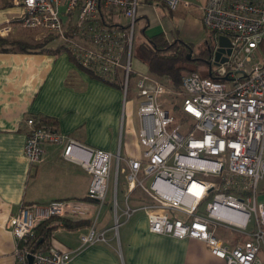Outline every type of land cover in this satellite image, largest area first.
<instances>
[{
    "label": "built area",
    "instance_id": "obj_1",
    "mask_svg": "<svg viewBox=\"0 0 264 264\" xmlns=\"http://www.w3.org/2000/svg\"><path fill=\"white\" fill-rule=\"evenodd\" d=\"M151 1L172 11L191 5L186 0ZM145 2L14 0L21 8L23 28L58 36L82 68L113 83L120 79L125 98L134 72L136 23ZM200 10L205 28L216 38H229L231 55L215 65L214 49L210 77L184 74L179 93L182 122L159 101L173 93L171 84L152 74L139 75L140 158L124 159L120 152L95 149L38 127L34 117L26 119L24 153L31 165L43 162L46 144H63V158L81 166L92 180L87 201L23 204L10 218L21 262L29 264L32 256V264H71L73 256L88 246L109 244V232L118 238L119 229L144 212L152 233L201 241L226 264H264V202L259 200L264 179V0H204ZM11 29V22H5L0 36ZM114 159L116 191L119 177L125 175L129 194L140 189L149 202L132 206L127 196L121 209L116 196L112 226L99 229ZM148 179L152 181L147 186ZM88 201L98 204L96 211ZM53 217L91 222L87 233L80 235L79 248H61L53 237L47 249L28 248L36 229ZM219 227L239 240L217 237Z\"/></svg>",
    "mask_w": 264,
    "mask_h": 264
},
{
    "label": "crops",
    "instance_id": "obj_2",
    "mask_svg": "<svg viewBox=\"0 0 264 264\" xmlns=\"http://www.w3.org/2000/svg\"><path fill=\"white\" fill-rule=\"evenodd\" d=\"M156 3L145 2L140 8L138 30L143 40L136 45L135 84L140 74H151L139 57L140 44L160 34L167 41L177 40L171 33L176 27L170 20L160 21ZM20 15L21 8L14 0H0V26L8 21L12 25L11 31L0 37L22 40ZM63 45L51 42L47 47L55 50ZM68 52H0V264H24L17 256V243L9 228L10 218L23 204L87 201L92 180L81 166L63 158V144H46L43 162L31 165L24 153L27 118L55 120L58 134L98 150L120 152L124 159L142 156L138 95L129 98L127 94L125 98L120 79L115 84L92 76ZM110 183L107 202L99 214V229L113 224ZM117 192L121 209H125L127 196L132 206L149 202L140 189L129 194L125 175L118 179ZM259 193V200L264 202V187ZM87 203L97 210L95 201ZM88 229L86 225L58 228L53 241L61 248L75 250L81 245L80 235ZM108 235L109 244L88 246L73 256L71 264H226L201 241L152 233L144 212L128 220L119 229L118 238L112 232ZM225 240L239 239L230 235ZM261 256L264 258V252Z\"/></svg>",
    "mask_w": 264,
    "mask_h": 264
},
{
    "label": "trees",
    "instance_id": "obj_3",
    "mask_svg": "<svg viewBox=\"0 0 264 264\" xmlns=\"http://www.w3.org/2000/svg\"><path fill=\"white\" fill-rule=\"evenodd\" d=\"M147 2H153L147 0ZM110 13H107L109 16ZM109 18V17H108ZM105 24H108L104 20ZM112 25V24H111ZM56 38L58 36L54 35ZM53 38L52 40H54ZM216 33L210 30L209 40L206 42L204 49L198 53L193 48V46L183 43L182 40L177 39L176 41L169 43L165 39L163 34H160L154 38H147L146 42H143L139 46V57L140 59L148 65L149 72L162 80H167L171 84L172 88L181 91L182 90V80L183 76L188 72H197L205 77H210L209 69L211 64V58L213 51L215 49ZM47 40L46 42L28 44L20 41H12L6 37H0V52H7L10 50H18L22 52H59L61 50L67 51L63 46L53 50L49 47V43L53 41ZM73 60L75 58L68 52ZM194 54V58L191 55ZM76 61V60H75ZM77 62V61H76ZM78 64V62H77ZM79 65V64H78ZM191 65L192 68L189 69L188 66ZM198 65V66H196ZM80 66V65H79ZM80 68H82L80 66ZM199 68V69H198ZM204 68V70H203ZM84 69V68H82ZM202 69V71H200ZM88 71L89 74L102 79L107 82H111L106 78L100 77ZM116 84V82H115ZM35 123L38 127L45 129L46 131L57 133V122L55 120L41 118L35 119ZM83 225L90 226V221H72L60 217H53L50 220L44 222L36 229L35 240L28 244L29 249H47L51 243L53 232L58 228L67 229H78Z\"/></svg>",
    "mask_w": 264,
    "mask_h": 264
},
{
    "label": "rangeland",
    "instance_id": "obj_4",
    "mask_svg": "<svg viewBox=\"0 0 264 264\" xmlns=\"http://www.w3.org/2000/svg\"><path fill=\"white\" fill-rule=\"evenodd\" d=\"M188 2L191 3V5L187 8H184L183 6H180L177 10L172 11L170 10L165 4H160L159 2H157L155 5L157 7V15L158 17H162L160 21H165V23H167V20L171 21V23L176 27V30H173L171 33L172 35L176 38V39H180L183 41V43L193 46V48L196 50V52H200L201 49H204L206 46V41L209 40V36H210V30L205 28L204 26H202L201 22H200V16L202 11L200 10V6H201V1H197V0H187ZM140 20L137 21L136 23V30H135V36H134V48H133V62L135 61L136 58V45L141 42L143 40V37L140 35L139 33V27L141 26L140 24ZM21 33V39H13V41H20V42H25L28 44H36V43H41V42H46L47 40L51 41L53 38H55L54 40H52L53 42H62L59 40V38H56L54 35L52 34H48L47 32H43L41 30L38 29H25L22 28L20 30ZM171 41H169V43H172V40L170 38ZM194 54L191 55V58H194ZM198 66V65H196ZM189 69L192 68L191 65L188 66ZM134 69V66H133ZM199 69V68H198ZM204 70V68H203ZM202 71V69L200 70ZM203 72V71H202ZM186 73V72H185ZM164 83L169 85V83L167 82V80H164ZM128 96L129 98L131 97H135L138 95L139 93V89L137 88L133 77L130 79V84H129V89H128ZM180 92L173 89V93L168 95V96H161L159 98V101L162 103L163 106H165V108L167 109H171L173 111V113L176 115L178 121L182 122L183 121V116L180 112V102L182 99V96L179 94ZM138 102H141V99L138 100ZM171 128L173 127H169L168 130H171ZM116 164H117V160L114 159L112 162V170H111V193H113V198H112V203L114 202L116 196H117V202H118V192L115 189V172H116ZM123 165V163H122ZM123 177V175H121ZM152 179H148L146 182V185H150L151 184ZM264 187V179L260 182L259 185V191L260 189ZM109 194V189L107 192V197ZM260 195V193H259ZM260 197V196H259ZM107 202V199H106ZM205 205L206 203H203L200 211L202 213H204L205 211ZM112 208V207H111ZM107 209V208H106ZM106 211V210H105ZM217 237L222 238V239H227L230 235H234L232 233H230L228 230L219 227L217 229V233H216Z\"/></svg>",
    "mask_w": 264,
    "mask_h": 264
},
{
    "label": "water",
    "instance_id": "obj_5",
    "mask_svg": "<svg viewBox=\"0 0 264 264\" xmlns=\"http://www.w3.org/2000/svg\"><path fill=\"white\" fill-rule=\"evenodd\" d=\"M215 65H220L228 61V56L231 55L232 48L230 45L229 38L226 36H219L215 41ZM33 257L29 256V264H32Z\"/></svg>",
    "mask_w": 264,
    "mask_h": 264
}]
</instances>
